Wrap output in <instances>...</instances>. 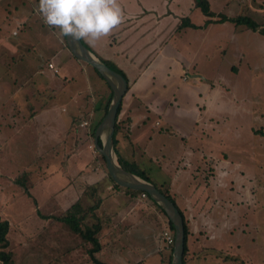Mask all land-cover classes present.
Masks as SVG:
<instances>
[{
    "label": "crops",
    "instance_id": "crops-1",
    "mask_svg": "<svg viewBox=\"0 0 264 264\" xmlns=\"http://www.w3.org/2000/svg\"><path fill=\"white\" fill-rule=\"evenodd\" d=\"M208 1L210 5L211 1ZM247 3V0L238 2L221 0L219 5L230 11L227 14L220 9L214 12L226 16L244 13L253 20L263 23L261 26L264 27V20L259 21L261 17H256L257 10ZM120 5L124 21L95 46H90L84 41L99 58L120 69L127 80V91L122 97L119 116L128 117L131 123L128 137L118 138L117 154L125 161H134L151 180L156 178L157 183L152 180L153 183L161 190L167 191L182 213L189 230L184 264H204L205 261L216 258L222 251L224 256L236 257L243 249L239 245L233 246L234 242L230 235H233V227L236 224V211L242 208L235 204L236 199L232 201V198H229L235 194L231 184L233 179L236 182L237 178H250V175L247 171L245 174L237 172L236 166L241 168L242 164L237 163L234 156H230V151L237 146L236 141L241 138L238 136L240 134L237 133L238 130L256 131V127L252 126L256 112L242 103H233L232 95L228 96L231 86L221 74L220 67L211 65L213 69L210 74L203 71L202 67L212 63L211 57L205 53L209 51L205 44L209 41L215 42L218 47L224 45L225 42L220 41L223 40V36L225 37L223 32L226 31L227 41L235 43L236 63H232L230 68L232 72L237 73L239 67L237 63L245 58V51L243 53L239 46L236 47L239 35L248 38L250 34L247 30L263 36L264 34L233 23L234 27L226 29L223 26L224 29L223 23H231L229 21L210 22L204 25L207 17L200 10L203 16H198L194 0H120ZM22 10L24 9L14 7L16 13L14 18L20 27L21 25L25 27L28 20L24 14L27 12L25 10L21 12ZM29 12L37 15L35 12L39 13L38 6L34 4ZM193 14L197 19L196 24L191 21ZM26 15L30 16L29 13ZM4 17L0 14V22ZM182 18H187L197 27L178 28ZM186 29L191 30L187 32ZM13 30H16L17 34L12 35ZM50 30L51 32L54 30L58 35L59 31L54 28ZM18 33L17 27L10 31L12 37ZM187 33L196 40L193 48L187 43ZM6 34L1 32L0 28V46L18 51V42L11 40ZM46 61L52 63L54 68L49 70L50 68L44 64L45 61L40 62L39 69L36 68L39 78L42 76L43 65L52 75L58 73L54 58ZM217 63L220 64V59ZM200 65L202 67H199ZM45 82L39 80L40 85ZM48 85L47 82L46 90ZM51 92L44 93L39 88V98L45 96L43 105H39L41 107L39 116L42 117L44 126L54 133L52 135L39 133V141H45L51 147L62 145L67 148L68 155L65 152L62 154L61 162L64 166L68 164V170L71 167L75 168V171L71 172L72 176L76 175V171H80L78 173L80 176L84 167L86 171L81 176L84 188L97 187L100 198L103 194L100 207L91 215L90 222H85L90 225L96 220H102L103 225L99 234L102 245L100 257L107 253L116 264H163V259L166 262L169 247L160 238L157 223L154 224L146 218L150 213L160 218V213H156L154 206L145 197H141V194L134 195L123 189L112 188L103 171L91 166L93 163L90 153H84L81 148L82 140L86 142L87 148L91 140L88 131L101 117L102 109L108 100L109 89L105 82L104 87L100 86L95 95L92 93L86 95L84 87L79 88V92L77 89L78 100L73 102L70 112L64 105L54 104L55 97L62 96L57 91ZM69 96L70 94L67 95ZM215 115L219 116L218 121L213 119ZM230 117L234 123L229 122ZM83 121L87 124L82 125ZM85 157L91 158L87 161ZM66 170L64 169L65 179L59 189L69 188V191H73L72 193L67 191L66 194H71V199L69 197L66 200L73 204L86 193L82 190L81 195L79 194L74 185L75 181H70ZM150 172L157 177H151ZM95 173L98 177L94 176ZM103 178L107 182L100 187L98 181ZM248 180L249 182H244L241 189L236 191V195L245 194L251 187V178ZM50 195L52 196V193ZM86 195L88 197L84 199L89 206L93 197L91 193ZM243 200L246 201V198L243 197ZM39 201V206L41 202L42 204L49 202L48 199ZM133 201L138 204L133 205ZM53 204L61 210L68 207L55 199ZM123 206L125 208L120 210ZM128 216L131 217L129 224L122 225ZM51 220L46 219L44 221L48 224H44V221L43 224L50 225ZM231 225L232 228L229 230ZM130 229H138L140 233L131 243L127 241L124 233V230ZM241 234H244V230ZM227 262L230 263L226 260L221 264Z\"/></svg>",
    "mask_w": 264,
    "mask_h": 264
},
{
    "label": "rangeland",
    "instance_id": "rangeland-1",
    "mask_svg": "<svg viewBox=\"0 0 264 264\" xmlns=\"http://www.w3.org/2000/svg\"><path fill=\"white\" fill-rule=\"evenodd\" d=\"M210 1L211 10L220 9L226 14L230 11L224 10V6L219 5L221 0ZM230 1L238 2L239 0ZM247 2L250 7L257 10L256 17H261V19H257L259 21L264 20V0H247ZM38 3V0H0V14L2 17H7L6 19L4 17L0 22L1 32L7 33V37L19 44L18 51L0 46V218L9 221L8 249L11 250L13 259L17 264H54L59 258H63L61 259L62 262L66 264H92L88 261V255L82 251L81 237L79 235L74 236L67 229L66 224L53 219L50 225H44L48 223H45L44 220L46 219L42 216H48L46 218L52 219L50 216H58L63 211L53 204L54 199L63 202L66 207L72 204L66 200L69 197L71 199V194H66L67 191L70 193L73 191H69V188L59 189L61 182L65 179L63 177L64 169H67L66 175L70 177V181H75V188L80 195L82 190H85L86 194L91 193V189L90 187L84 188L85 185L81 177L86 171L84 167L80 176H78L80 171H76V175L72 176L71 172L75 171V168L71 167L68 170V164L64 166L61 162L63 160L62 154L65 152L68 155L67 148L62 145L51 147L45 141H39V133L41 135L54 133L44 126L42 117L39 116L41 108L39 105H43L45 99V96L39 98V88L44 93L54 90L61 94L62 97H55L54 104L57 106L64 105L70 112L73 102L78 100L77 89L79 92V88L83 89L84 87L87 91L85 92L86 95L91 93L95 95L100 86L104 87V82L97 77L91 66L76 61L77 59L62 43L63 38L60 39L54 30L51 32L50 27L43 24L44 21L39 13L35 12L37 14L35 15L29 12L30 7L32 9L34 4L38 6ZM14 7L22 8L29 13L30 16H27V13L24 14L28 20L25 22L27 23L25 27L23 25L20 27L14 18L16 14ZM196 12L198 16H203L199 9H196ZM191 21L194 24L197 22L194 14ZM254 21L260 26L263 25L255 19ZM223 26L226 29L234 27L232 23H223ZM15 27L19 33L12 37L10 31ZM195 27L197 26L195 25ZM186 30L189 32L191 29ZM247 32L250 34L248 38H244L241 34L236 40V47L239 46L243 53L245 51V58L237 63L239 65L237 73L232 72L230 68L232 63H236L234 62L235 43L227 41L226 31L223 32L225 37L223 36V40L220 41L225 42L224 45L218 47L215 42L207 41L205 45L209 51L205 53L211 57L212 63L203 67L199 66L209 74L213 69L211 65L220 67L221 74L231 86L228 96L232 95L233 103H242L250 110H254L256 115L253 117L252 126L261 129V132L260 130L250 132L249 129L238 130L237 133H240L238 136L241 138L236 141L237 146L230 151V156H234L236 162L242 164L241 168L236 166L237 172H243V174L246 173L245 171L249 172L252 183L245 194L242 193L237 196L236 191L241 189L244 182H249L248 179L250 178H237L236 182L233 179L231 188L233 187L235 194L230 195L229 198L234 201L236 197L242 199L245 197L246 202L257 206L250 209V214H246L245 209L239 211L246 215L243 216L250 223L245 227L242 217L236 211V224L233 227V235L230 236L234 242L233 246L239 245L243 249L242 253L240 256L237 254L234 257L235 260H229L226 258L228 255L224 256L222 251L217 254L216 258H213L214 261L208 260L210 264H217L218 261V264H221L226 260H229L230 263L225 264H264V36L248 30ZM15 33L17 34L16 30H13L12 35ZM186 38L189 47L193 48L196 40L188 33ZM49 58H54L58 73L55 74L52 70L54 74L52 75L43 65L41 67L42 76L40 75L39 78V72L36 73V68L39 69V63L42 61H45L44 64L48 67L49 61L46 60ZM218 59H220V64L217 63ZM205 62L207 63V61ZM39 80L46 82L40 85ZM47 82L49 85L46 90ZM52 82L53 84H51ZM64 92L66 93L64 94ZM69 94L70 96L67 97ZM213 119L218 121L219 116L215 115ZM229 122L234 123L235 121L230 117ZM239 126L241 128V124ZM82 132L81 134H83ZM65 141L68 142L66 139ZM127 141L133 145L130 140ZM92 143V137L87 148L86 142L83 140L81 142L84 153H90L92 157L85 158L87 161L91 158V163H93L91 166L102 170L105 175V163L94 150ZM87 164L89 165V163ZM150 173L151 177H157L153 172ZM94 176L98 177V174L95 173ZM102 180L99 179L98 181L100 187L104 186L105 181L107 182V180L104 181V178ZM152 180L157 183L156 178H152ZM20 181L24 182V186L20 185ZM234 182L236 183L235 186ZM24 188L29 191L30 196L24 193ZM51 193L52 196H49ZM86 194L81 195L80 198H83L79 200L84 207L88 205L84 199V197H88ZM102 197H104L103 194ZM216 198L219 197L216 196ZM43 199H48L49 202L47 204L41 202L42 205L39 206V200ZM92 203L93 199H91ZM235 203H238L237 199ZM136 204L138 203L133 201V205ZM124 208L123 206L120 210ZM252 209L255 210L251 211ZM156 217L157 215L150 213L146 218L157 223L156 225L160 228V238L164 241L163 233L168 229L162 228L160 218ZM238 218L240 219L238 220ZM130 219L131 217L125 219L122 225L129 224ZM90 220L91 213H87L83 220L84 224ZM231 228L232 225L229 230ZM137 230H124L127 241L130 243L132 240L135 241L136 235H140ZM243 230L244 234L242 235L246 237L237 234H241ZM99 258L107 264H116L115 260L107 253L103 254L102 257L99 256ZM207 262L205 261L204 264ZM165 263L163 259V264Z\"/></svg>",
    "mask_w": 264,
    "mask_h": 264
},
{
    "label": "trees",
    "instance_id": "trees-1",
    "mask_svg": "<svg viewBox=\"0 0 264 264\" xmlns=\"http://www.w3.org/2000/svg\"><path fill=\"white\" fill-rule=\"evenodd\" d=\"M194 1H195V6L201 11V13L205 17H207V19L204 22V25H206V24H208L210 22L229 21V22L233 23L234 25H244L246 28H248L250 30L259 31V33L264 34V27L258 25L252 18L246 16L244 13H240V14H237L235 16H226V15L221 14V13L215 14V12L213 10H211L208 0H194ZM185 26L195 27V25L192 24L187 18H182L181 19V24L179 25L178 28L185 27ZM54 29L59 31L56 28H54ZM81 41H82V43L85 46L88 47V45L83 40H81ZM63 42H64V45H66L64 37H63ZM92 52H94V51H92ZM101 60L107 66H109L111 69L117 71L118 73H120L121 75H123L125 77V74L120 69L114 67L109 62H107V61H105L103 59H101ZM93 70L95 71L97 77L100 78L101 80H103V82H105V80L100 76V74L94 68H93ZM105 84H106L107 88L109 89V97H108V100L106 101V103H105V105H104V107L102 109L101 117L99 118V120L92 127H90V130L88 131L90 137H92V138H93V135H94L95 127L97 126L99 121L102 119V117L106 113L108 104H109L110 99H111V89H110L109 85L106 82H105ZM120 109H121V104L119 105V108H118V111H117V116H116L115 126H114V133H113V144H114V148H115L116 154L118 153V151H117L118 138H126V137H128V134H129L128 129H129V126H130V123H131V120L128 117H119ZM255 130H256L255 132H257V131H259L261 129H259L257 127ZM99 144H100V142H99ZM97 154L100 155L99 153H97ZM100 157H101V159L104 162L103 157L101 155H100ZM118 161H119L120 165L125 170L130 171L132 173H135V174L141 176L142 178H144V179H146V180H148V181L153 183V181L147 176V174L144 171H142V170H140L138 168V165L134 161H131V160L130 161H127V160L125 161L119 155H118ZM105 177L111 182L112 188L123 189V190H125L127 192H131L134 195H140L142 193L141 191L131 190V189H128V188H125V187H121V186L117 185L112 180V178L109 176L107 171L105 173ZM20 182H19L20 185L24 186V182H22V181H20ZM89 187L92 190L91 191V195L93 197L92 198L93 199V203L91 205H89L87 207H84L79 202V200H77L73 204H71L69 207L64 209L58 216H54V217L50 216V217L52 218V220L53 219L54 220L57 219V220H59V222H63L64 224H66L67 229L70 232L79 234V236L81 237V240H82L81 244H83V250L82 251H84L85 254L88 255V261L89 262H91L92 264H107V263H105V262H103V261H101L99 259L100 251L102 249V245H101V242H100L101 238H99L100 230H101L102 225H103L102 220L101 219L96 220L95 222H92L90 225L84 224V221H83L85 219V217L87 216V213H91V215L94 214V211L100 207L101 202H102V197L100 198V195H99V193L97 191L98 190L97 187H93V186H89ZM159 190L164 195H166L174 203V200L170 197V195L167 193V191H163L160 188H159ZM23 191H24V193L27 196H30V193H29L28 190H25V188H24ZM240 194H242V193H240ZM237 196H238V194H237ZM145 198L160 213V215H161L160 223L163 225L162 228H167L168 231L173 233V226H172L171 222L169 221V219L167 218L165 212L147 194H146ZM236 199L238 200V203H235V204L237 206L241 207L242 209H245L246 210V214H250V209L251 208H256L257 207L255 205H252V204L244 201L240 197H236ZM254 210L255 209H252L251 211H254ZM239 211H242V210L240 209ZM239 214L242 217L241 219H243V224H247V225L250 224L249 221L245 219V216H246L245 214H241V212H239ZM181 215H182V213H181ZM243 215H245V216H243ZM46 217H48V216H42V218L48 219ZM182 217H183V215H182ZM239 219L240 218H238V220ZM183 222H184V232H185V245H184V253H183V264H184L185 255H186V252L188 250L187 249V237H188L189 230H188V226H187V223H186L184 217H183ZM9 227H10L9 221L6 220V219L0 218V264H17L15 262V260L13 259V254H12L11 250L8 249L9 241H8V238H7V234H8V231H9ZM237 234L238 235H242V234H239V233H237ZM166 246L169 247L168 248L167 258H166V264H170L171 252H172V244L171 245H166ZM238 255L240 256L241 254H238ZM63 257H65V255H63ZM226 258L229 259V260H233V259L235 260L234 256H229L228 255ZM61 259H63V258H59L58 261H56L54 264H66V263H63Z\"/></svg>",
    "mask_w": 264,
    "mask_h": 264
},
{
    "label": "water",
    "instance_id": "water-1",
    "mask_svg": "<svg viewBox=\"0 0 264 264\" xmlns=\"http://www.w3.org/2000/svg\"><path fill=\"white\" fill-rule=\"evenodd\" d=\"M69 52L78 60L94 68L111 89V99L106 113L94 130L93 147L105 163L112 180L119 186L146 193L166 214L173 226V244L170 264H183L185 232L183 217L177 206L152 182L125 170L119 163L113 144L115 120L122 97L127 91L126 78L107 66L82 41L64 37ZM100 142V144H99Z\"/></svg>",
    "mask_w": 264,
    "mask_h": 264
},
{
    "label": "clouds",
    "instance_id": "clouds-1",
    "mask_svg": "<svg viewBox=\"0 0 264 264\" xmlns=\"http://www.w3.org/2000/svg\"><path fill=\"white\" fill-rule=\"evenodd\" d=\"M38 12L46 25L59 30L60 38L90 46L124 21L120 0H39Z\"/></svg>",
    "mask_w": 264,
    "mask_h": 264
},
{
    "label": "built area",
    "instance_id": "built-area-1",
    "mask_svg": "<svg viewBox=\"0 0 264 264\" xmlns=\"http://www.w3.org/2000/svg\"><path fill=\"white\" fill-rule=\"evenodd\" d=\"M48 68H50V69H53L54 67H53V65H52V63H48ZM54 72H56V70H54ZM82 125H86L87 124V122L86 121H83L82 123H81ZM141 197H146V193H144V192H142L141 193ZM163 237H164V241H165V244L166 245H171V244H173V233H171L170 231H165L164 233H163Z\"/></svg>",
    "mask_w": 264,
    "mask_h": 264
},
{
    "label": "bare ground",
    "instance_id": "bare-ground-1",
    "mask_svg": "<svg viewBox=\"0 0 264 264\" xmlns=\"http://www.w3.org/2000/svg\"><path fill=\"white\" fill-rule=\"evenodd\" d=\"M93 144V143H92Z\"/></svg>",
    "mask_w": 264,
    "mask_h": 264
}]
</instances>
